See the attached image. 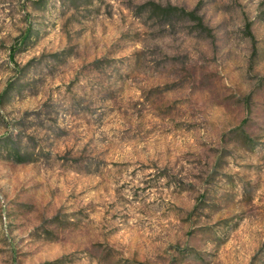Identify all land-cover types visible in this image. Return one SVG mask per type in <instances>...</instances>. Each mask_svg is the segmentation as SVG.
<instances>
[{"label": "rangeland", "instance_id": "obj_1", "mask_svg": "<svg viewBox=\"0 0 264 264\" xmlns=\"http://www.w3.org/2000/svg\"><path fill=\"white\" fill-rule=\"evenodd\" d=\"M0 264H264V0H0Z\"/></svg>", "mask_w": 264, "mask_h": 264}, {"label": "trees", "instance_id": "obj_2", "mask_svg": "<svg viewBox=\"0 0 264 264\" xmlns=\"http://www.w3.org/2000/svg\"><path fill=\"white\" fill-rule=\"evenodd\" d=\"M155 8H157V10H160V12L164 13V14H174V13H180L183 16H187V17H191V18H198V21L200 22V24H202V20L199 17H196V12H187L183 9L177 8V7H161L156 5Z\"/></svg>", "mask_w": 264, "mask_h": 264}]
</instances>
